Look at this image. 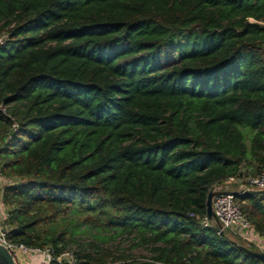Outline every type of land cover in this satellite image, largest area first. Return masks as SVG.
Returning a JSON list of instances; mask_svg holds the SVG:
<instances>
[{
    "label": "trees",
    "instance_id": "obj_1",
    "mask_svg": "<svg viewBox=\"0 0 264 264\" xmlns=\"http://www.w3.org/2000/svg\"><path fill=\"white\" fill-rule=\"evenodd\" d=\"M0 105L9 240L58 253L87 228L162 264H264L199 220L212 183L264 170V0H0ZM235 198L264 239V195Z\"/></svg>",
    "mask_w": 264,
    "mask_h": 264
},
{
    "label": "built area",
    "instance_id": "obj_2",
    "mask_svg": "<svg viewBox=\"0 0 264 264\" xmlns=\"http://www.w3.org/2000/svg\"><path fill=\"white\" fill-rule=\"evenodd\" d=\"M0 112L5 114V109L0 105ZM13 122L11 126L13 127ZM15 179L0 173V193L2 187L11 184ZM264 189V170L254 174L243 176L229 175L211 184L212 191L210 206L214 217L208 218L206 213L199 219L202 225H212L218 233H231L240 238L247 246L251 242V233H255L250 227L246 217L241 213L235 194L242 193L245 189ZM4 203L0 200V245L10 254L14 264H66L75 261L71 249L65 248L54 253L48 245L34 246L22 242H14L6 237V229L3 226ZM256 234V233H255ZM257 235V234H256ZM260 237V236H259ZM262 241L264 239L260 237ZM257 250V249H256ZM264 249H258V251ZM1 264V263H0Z\"/></svg>",
    "mask_w": 264,
    "mask_h": 264
},
{
    "label": "rangeland",
    "instance_id": "obj_3",
    "mask_svg": "<svg viewBox=\"0 0 264 264\" xmlns=\"http://www.w3.org/2000/svg\"><path fill=\"white\" fill-rule=\"evenodd\" d=\"M3 133V129L0 126V135ZM0 200L1 199V193H0ZM93 232H98L96 230H92ZM75 233V232H74ZM227 237L235 240L236 242H240L243 245H246L244 240L240 238H236L231 233H224ZM251 237V242L247 246H250L254 249H264V241L261 240V238L256 235L255 233H251L249 235ZM73 237H76V242L71 241L67 243L68 249H73L77 247V243L87 245L89 242L96 244L98 246H104L108 247L115 255L118 253H123L126 255L124 260H108L106 262H103L101 264H127L129 262H136L141 260H148L147 254L148 250L146 247L142 244L134 245L133 238H131V235H126L124 233H118L116 235L108 236V234L105 231H100L96 235L91 233L90 229H83V230H76V233L73 235ZM123 261V262H121ZM121 262V263H120Z\"/></svg>",
    "mask_w": 264,
    "mask_h": 264
},
{
    "label": "water",
    "instance_id": "obj_4",
    "mask_svg": "<svg viewBox=\"0 0 264 264\" xmlns=\"http://www.w3.org/2000/svg\"><path fill=\"white\" fill-rule=\"evenodd\" d=\"M242 193H246V194H263L264 195V189L262 188H256V189H245L243 190ZM212 195V191L208 190L206 192L205 195V200H204V205H205V213L206 216L208 218L213 217L215 221H217V219L214 217L213 212L211 210V206H210V197ZM240 248L242 250H244L245 252L259 258L261 261L264 262V251H258V250H252L247 248L244 245H240ZM0 263L1 264H14L10 254L6 251V249L0 245ZM127 264H162V263H158V262H154V261H150V260H141V261H136V262H129Z\"/></svg>",
    "mask_w": 264,
    "mask_h": 264
}]
</instances>
